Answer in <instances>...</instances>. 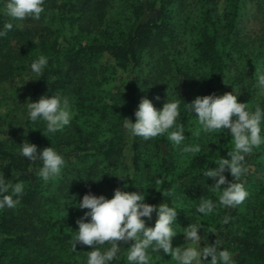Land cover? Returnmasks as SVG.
<instances>
[{"label":"trees","instance_id":"trees-1","mask_svg":"<svg viewBox=\"0 0 264 264\" xmlns=\"http://www.w3.org/2000/svg\"><path fill=\"white\" fill-rule=\"evenodd\" d=\"M243 2L45 0L38 20H13L0 13V28L5 22L13 24L0 36V87L31 77L20 117H0V171L25 184L20 204L0 210V264H86L90 246L77 244L72 250L75 221L86 210L66 202L74 197L79 201L89 191L101 195L103 188L111 198L113 189L125 184L124 190L143 191L146 203L179 207L174 227L201 223L198 234L209 244L221 238L236 264H264V174L249 186L244 176L240 178L249 192L241 205L198 214L196 207L203 199H217L209 189L213 180L200 173L204 166L215 167L209 156L226 158L231 140L224 133L195 137V114L184 109V102L198 95L231 91L250 108L264 107V100L255 98L257 62L229 75V68L237 65L235 51L242 50L237 24ZM259 40L256 59L264 48V34ZM41 54L48 57V65L36 76L30 64ZM53 92L70 99L75 115L63 131L48 134L42 122L28 120L26 100L35 102ZM141 96L157 109L167 97L180 101L178 123L185 128L184 143L201 145L196 157L190 154L178 165L171 155L182 152L167 135L148 141L129 136L123 119L134 122ZM25 139L38 151L52 146L64 155L66 165L55 195H50L54 179L43 181L36 175L40 164L19 154ZM121 172L128 178L112 176ZM169 190L171 196L166 195ZM155 219L153 213L146 226H153ZM183 239L178 233L173 247ZM171 261L162 254L154 264ZM112 264H127L126 254Z\"/></svg>","mask_w":264,"mask_h":264},{"label":"clouds","instance_id":"clouds-1","mask_svg":"<svg viewBox=\"0 0 264 264\" xmlns=\"http://www.w3.org/2000/svg\"><path fill=\"white\" fill-rule=\"evenodd\" d=\"M44 2L45 0H0V5H3L0 13L13 20H38L45 11ZM12 28L11 22H5L0 28V36ZM47 65L48 57L41 54L30 64V70L40 76ZM256 87L264 93V72L256 73ZM175 88L176 86L173 87V92ZM26 101L28 120L33 123L42 122L48 134L63 131L75 115L70 99L59 93L41 95L35 102L30 99ZM184 109L192 116L195 114L197 128L192 133L195 137L224 133L231 140V150L227 151L226 158L209 156L208 159L214 162L215 167L204 166L200 173L213 180L208 186L217 199H203L197 205L196 212L208 215L218 207L234 208L241 205L249 196L244 183L240 182V178L247 173L246 157L254 149L264 145V107L257 105L250 108L248 103L239 102L238 95L231 91L222 95H198L190 102H184ZM134 117V122L129 118L123 119V126L130 137L148 141L167 135V139L182 153L196 157L201 152V145L184 143L185 128L182 123H178L179 100L167 97L162 107L157 109L152 101L142 97L134 111ZM225 129L228 130L226 133ZM18 150L27 160L35 162V165L40 164L36 175L45 182L59 177L65 168L64 155L52 146L38 151L37 145L25 139L19 144ZM225 172L230 174L231 180L226 178ZM112 176L128 178L122 172ZM157 183L161 181L157 180ZM126 185L113 189L111 198L89 191L79 201L72 196L74 199L66 202L67 205L86 210L75 221L77 229L73 231L72 243L73 251H76L77 244L90 246L91 250L86 252V264H112L121 254H126L127 264H154V261L162 259V254L169 256L175 264H236L234 253L224 246L221 238L217 237L209 244L204 235L198 234L203 229L201 223H189L177 230L174 225H177L175 221L179 207L161 202L158 205L146 203L143 191L124 190ZM24 189L23 182H13L0 171V210L16 208ZM172 194V190L166 193L169 196ZM153 213L156 214L154 225L146 226V219L151 220ZM227 220L225 217L224 221ZM178 233L183 234L184 243L173 247V238ZM210 233L215 234L212 230ZM201 241L204 242L203 247ZM124 244L128 246L124 248Z\"/></svg>","mask_w":264,"mask_h":264},{"label":"rangeland","instance_id":"rangeland-1","mask_svg":"<svg viewBox=\"0 0 264 264\" xmlns=\"http://www.w3.org/2000/svg\"><path fill=\"white\" fill-rule=\"evenodd\" d=\"M222 9L223 4L220 2L219 13L222 12ZM237 29L239 44L241 45L242 50L240 52L235 51L238 61L237 65L229 68L230 77L235 74L237 69L241 71L245 68V66L251 64L252 62H254V64L257 62V66L259 67L258 71L264 72V48L259 51V58L256 59L258 56V53L256 52L260 49L259 39L262 38L264 34V0H244ZM29 79H31L30 76H23L21 78H17L13 86L0 87V117L7 116L9 119L11 118V120L13 117H20V110L25 107V98L29 94L28 90H30L31 80ZM254 85L256 86V77ZM255 88V98L264 100V93H262L258 87ZM142 97L143 96H141V98ZM152 103L154 105L153 101ZM179 153L175 152L171 156L175 163L178 165H184L183 163L187 162L191 155L189 153ZM246 167L247 173L244 175L243 179L244 181L247 179L246 182L249 186L250 184H253L254 181L261 178L264 174V145L254 149L253 153L250 154V157L247 160ZM225 175L226 177L230 176L227 172ZM59 177L53 180V187L50 191V195L52 196L55 195L56 184L58 183ZM227 179H229V177H227ZM102 195H105L107 198L109 197V194L104 188L102 190ZM52 201L54 202V200ZM57 201H59V199H57ZM52 204V207H55V204ZM183 243L184 239L181 241L180 245ZM203 246L204 242L201 241V247ZM167 264H175V262L171 261Z\"/></svg>","mask_w":264,"mask_h":264}]
</instances>
